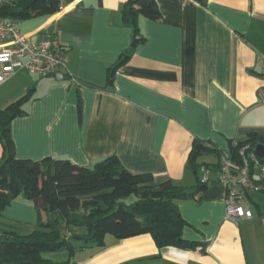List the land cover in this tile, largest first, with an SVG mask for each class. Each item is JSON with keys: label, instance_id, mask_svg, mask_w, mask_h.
<instances>
[{"label": "crops", "instance_id": "obj_1", "mask_svg": "<svg viewBox=\"0 0 264 264\" xmlns=\"http://www.w3.org/2000/svg\"><path fill=\"white\" fill-rule=\"evenodd\" d=\"M126 1L60 0L55 14L19 22L27 45L57 41L66 51V70L60 73L67 80L21 71L0 85V110L30 91L26 114L10 124L14 156L92 167L114 155L127 171L151 174L154 185L171 180L189 189L195 184L187 168L194 139L211 141L227 154L229 142L244 141L250 133L264 136V0H206L204 6L155 0L159 19L139 20L145 41L109 85L108 69L129 51L133 37L121 19ZM254 194L248 197L253 209L245 206L249 219L227 218L225 187L214 170L204 191L177 203L186 221L183 237L200 243L195 249H159L149 235L107 236L102 249L49 259L264 264V193ZM36 226L37 209L22 195L0 214V230L27 235Z\"/></svg>", "mask_w": 264, "mask_h": 264}, {"label": "trees", "instance_id": "obj_2", "mask_svg": "<svg viewBox=\"0 0 264 264\" xmlns=\"http://www.w3.org/2000/svg\"><path fill=\"white\" fill-rule=\"evenodd\" d=\"M204 6L206 0H194ZM17 21L32 17H47L60 9V0H12ZM160 17L155 0H127L121 9L122 23L133 30L128 52L109 67L108 84L132 52L145 41L139 29V20ZM104 88V87H103ZM30 100V91L0 110V214L14 199L23 196L37 209L36 229L27 235L14 230H0V264H69V259L86 248L105 247L106 237L124 240L149 235L157 248L175 247L193 250L197 241L183 237L186 221L177 203L195 199L205 190L200 181L202 169L216 171L223 150L211 141L194 139L187 157V168L195 184L182 188L171 180L153 184L151 174H133L127 171L114 155L97 161L92 167H81L68 159L43 158L38 161L17 159L10 136V124L26 114L24 106ZM78 112L81 102L78 100ZM264 145V136L250 133L246 140L229 142V155L240 161L254 152L256 145ZM264 163V160H261ZM263 183L264 180H257ZM264 193V189L259 191ZM198 200V199H196ZM205 246H201L204 251ZM65 252L68 260L53 262L47 255Z\"/></svg>", "mask_w": 264, "mask_h": 264}, {"label": "built area", "instance_id": "obj_3", "mask_svg": "<svg viewBox=\"0 0 264 264\" xmlns=\"http://www.w3.org/2000/svg\"><path fill=\"white\" fill-rule=\"evenodd\" d=\"M12 0H0V7L11 6ZM0 16V85L13 77L17 72H26L41 77L56 75L66 70V51L57 41L44 42L39 46H29L25 37L18 30L19 21ZM264 69V67H263ZM74 84L75 80H71ZM264 102V92L260 93ZM240 161L223 154L220 158L216 174L225 187V216L232 220L249 219L251 211L246 209L242 202L248 200L250 192H259L264 189V163L255 153L245 156L244 150L239 152ZM211 170L202 169L200 181L207 184Z\"/></svg>", "mask_w": 264, "mask_h": 264}, {"label": "water", "instance_id": "obj_4", "mask_svg": "<svg viewBox=\"0 0 264 264\" xmlns=\"http://www.w3.org/2000/svg\"><path fill=\"white\" fill-rule=\"evenodd\" d=\"M13 11H14L13 7H11L9 5L1 6L0 7V16L4 15V14L12 15ZM55 76H56V79L58 81L67 80V76L62 74V73H58ZM254 153L259 159L264 160V145H262V144L256 145V147L254 148ZM6 161H7V156L5 155V157L2 160H0V168L6 163ZM0 181H1V176H0Z\"/></svg>", "mask_w": 264, "mask_h": 264}, {"label": "rangeland", "instance_id": "obj_5", "mask_svg": "<svg viewBox=\"0 0 264 264\" xmlns=\"http://www.w3.org/2000/svg\"><path fill=\"white\" fill-rule=\"evenodd\" d=\"M35 77H33L34 79ZM256 192H250V195L254 198L255 197V194ZM243 206H250V208L253 209V207L251 206V204L249 203V201L246 199L242 202ZM65 252H57V253H52L50 256L49 254L47 255V257H51L52 255L54 256V259H57L58 256L62 255V257L64 256Z\"/></svg>", "mask_w": 264, "mask_h": 264}]
</instances>
